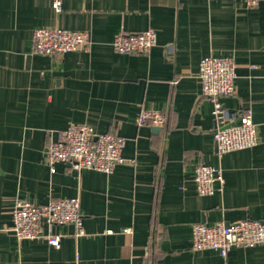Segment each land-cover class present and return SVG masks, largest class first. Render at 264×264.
Returning <instances> with one entry per match:
<instances>
[{"label": "crops", "instance_id": "crops-1", "mask_svg": "<svg viewBox=\"0 0 264 264\" xmlns=\"http://www.w3.org/2000/svg\"><path fill=\"white\" fill-rule=\"evenodd\" d=\"M0 0V264H264V244L226 258L194 251L193 225L264 221V2L244 0ZM88 31L86 50L34 53L37 29ZM148 54H121V33L148 29ZM231 57L235 93L229 115L250 112L258 144L220 156L212 102L199 64ZM143 110L162 112L159 131L140 127ZM73 124L127 139L112 174L50 165L47 146ZM223 171L225 183L200 195L195 167ZM54 169V171H53ZM78 197L85 234L56 225L61 247L13 232L18 200L47 205ZM132 228L126 233V228ZM47 231V229H45Z\"/></svg>", "mask_w": 264, "mask_h": 264}, {"label": "built area", "instance_id": "built-area-1", "mask_svg": "<svg viewBox=\"0 0 264 264\" xmlns=\"http://www.w3.org/2000/svg\"><path fill=\"white\" fill-rule=\"evenodd\" d=\"M249 6L257 7L264 0H244ZM53 9L62 10V0H53ZM34 53L44 56H63L70 52L86 50L91 39L88 31H72L58 28L37 29L33 35ZM157 45V33L148 29L139 33H121L113 41V50L121 54H148ZM236 63L231 57H206L199 64V78L202 95L213 106L217 129L214 140L217 153L250 149L258 144V127L250 112L231 117L222 99L235 93L237 78ZM137 125L140 127H160L166 125V117L160 111H141ZM127 139L112 133L98 134L87 124H73L62 131L57 141L46 148L50 165L65 163L82 171L92 169L112 174L125 162L123 150ZM54 171V169H53ZM194 183L200 195L215 194L219 183H225L223 171L207 165L195 167ZM13 232L21 240L43 239L55 248L61 247L62 236L53 233L56 225L72 224L76 235L85 234L84 216L78 197L62 198L47 205H34L20 199L13 213ZM47 229V231H45ZM131 233L132 228H126ZM264 244V221L242 220L229 225L220 221L213 226L198 223L193 225L194 251L213 250L226 258L234 247L252 248Z\"/></svg>", "mask_w": 264, "mask_h": 264}, {"label": "water", "instance_id": "water-1", "mask_svg": "<svg viewBox=\"0 0 264 264\" xmlns=\"http://www.w3.org/2000/svg\"><path fill=\"white\" fill-rule=\"evenodd\" d=\"M153 129H154L155 131H159V130H161L162 128H160V127H153Z\"/></svg>", "mask_w": 264, "mask_h": 264}]
</instances>
